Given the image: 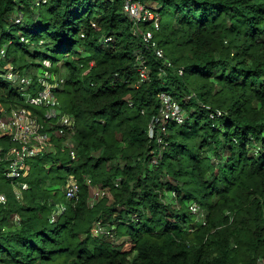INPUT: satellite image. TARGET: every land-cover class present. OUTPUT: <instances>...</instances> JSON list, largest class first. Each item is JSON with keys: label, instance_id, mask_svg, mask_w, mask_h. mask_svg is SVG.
<instances>
[{"label": "trees", "instance_id": "obj_1", "mask_svg": "<svg viewBox=\"0 0 264 264\" xmlns=\"http://www.w3.org/2000/svg\"><path fill=\"white\" fill-rule=\"evenodd\" d=\"M139 1L160 17L155 39L171 66L136 34L123 0H0L6 60L62 77L54 91L76 121V157L67 135L53 137V150L27 161L22 197L0 162V264L264 261V0ZM24 88L2 79L0 111L41 114ZM161 92L187 117L151 136ZM0 143L12 145L1 132ZM71 175L79 191L68 198ZM97 186L110 196L92 205ZM97 221L114 238L94 234Z\"/></svg>", "mask_w": 264, "mask_h": 264}, {"label": "built area", "instance_id": "obj_2", "mask_svg": "<svg viewBox=\"0 0 264 264\" xmlns=\"http://www.w3.org/2000/svg\"><path fill=\"white\" fill-rule=\"evenodd\" d=\"M156 7V6H155ZM125 13L133 20L134 31L140 35L147 47L154 50L158 57L163 58L164 64L171 66V61L165 56L164 49L158 45L155 39V32L160 29V17L155 10L145 6L139 0H123ZM151 21V27L141 28V23ZM110 38H107L108 41ZM7 47L0 45V72H3L5 79L9 82H15L24 87H34L37 90L33 93H27L26 102L42 108L41 114L32 110L28 106H15L10 110L1 109L0 111V132L6 135L12 142L9 148H5L0 143V162H5V176L18 186L14 187V192L18 198L22 197L23 191L28 188V182L22 180L27 173V161L31 157L44 155L47 151L53 150V137H62L67 135L70 146V155L76 157L74 149V140L72 136L76 132L75 118L69 113L62 110L59 106V100L54 89L59 87L63 78L53 71L39 68L36 75L24 73L17 68L11 61L7 62ZM137 63L142 78H147L148 70L145 66L144 59L141 55L137 56ZM179 74L183 73L180 68ZM36 81V84H35ZM161 109L160 114L153 118L149 134L153 135V130L160 123L161 130L165 131V124L171 120L182 122L187 114L177 99L168 92H161ZM217 116L222 114L221 110L215 113ZM163 139L158 136V141ZM156 163L157 160L153 159ZM90 182V180H89ZM94 188V187H93ZM94 190L91 198V204L109 194V188H100ZM79 191V185L73 175L69 177L65 186V193L68 198L76 197ZM8 197L6 193H0V203L6 204ZM193 210L197 209V204L191 205ZM65 210L63 204H58L56 212L60 213ZM16 219L19 217L16 215ZM94 234L113 235L111 229L107 230L106 225L97 221L93 226Z\"/></svg>", "mask_w": 264, "mask_h": 264}, {"label": "rangeland", "instance_id": "obj_3", "mask_svg": "<svg viewBox=\"0 0 264 264\" xmlns=\"http://www.w3.org/2000/svg\"><path fill=\"white\" fill-rule=\"evenodd\" d=\"M141 28H143V29H145L146 27H141ZM7 62H10L9 60H7ZM25 71V69H23V72ZM27 72H29V71H27ZM28 74V73H27ZM2 79H5V75H4V73L3 72H0V81L2 80ZM17 84L15 83V82H9V86L11 87V86H16ZM32 93V92H34V88L33 87H31V88H28V87H25L24 88V91H23V93H24V95H27V93ZM0 93L2 94V90L0 91ZM32 158V157H31ZM30 159V158H29ZM53 163V161H50V160H45V162L44 163H41L40 164V166H43V167H45L46 169L51 165ZM57 166H58V164L57 163H55L54 165H53V168H52V170L49 172V173H46L45 172V168L43 169L44 170V172H43V175H45V174H47L48 175V183H50V182H52V177L54 176V175H56L57 174V172H58V169H57ZM27 170H28V168H27ZM72 176V175H71ZM70 176V177H71ZM74 177V176H73ZM22 180H23V178H22ZM14 186V185H13ZM15 188H17L18 189V186L17 185H15L14 186ZM13 187V188H14ZM100 188H106V187H100V186H97V187H94L93 188V191L94 190H101ZM92 195H94L93 193H92ZM106 197H109L110 196V191H109V194H107V195H105ZM104 196V197H105ZM107 227V226H106ZM107 230H109V228L107 227ZM111 238H114L113 236L114 235H109ZM260 263L261 264H264V261L263 260H260Z\"/></svg>", "mask_w": 264, "mask_h": 264}]
</instances>
